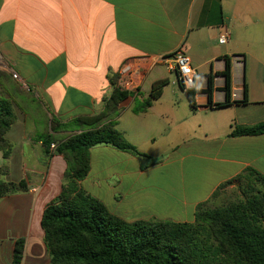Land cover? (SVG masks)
<instances>
[{"label": "crops", "instance_id": "1", "mask_svg": "<svg viewBox=\"0 0 264 264\" xmlns=\"http://www.w3.org/2000/svg\"><path fill=\"white\" fill-rule=\"evenodd\" d=\"M181 46L195 72L193 107L160 61ZM0 57L43 110L15 108L6 161L0 152V180L25 183L0 198V264H12L19 239L20 264L49 263L40 220L66 164L44 152L41 138L53 134L51 119L99 113L124 63L133 87L114 127L144 156L93 147L79 182L86 194L126 222L191 223L221 185L239 188L246 169L264 177V134L229 136L232 127L264 124V0H0ZM162 80L152 106L134 113Z\"/></svg>", "mask_w": 264, "mask_h": 264}, {"label": "trees", "instance_id": "2", "mask_svg": "<svg viewBox=\"0 0 264 264\" xmlns=\"http://www.w3.org/2000/svg\"><path fill=\"white\" fill-rule=\"evenodd\" d=\"M225 90L229 95V64H226ZM165 80L155 82L148 97L135 103L134 113L145 112L160 96ZM112 90L103 109L66 124L50 122L53 134L41 138L44 152L55 144L53 153L65 161L60 193L49 202L41 216L40 228L49 257L48 264H264V177L246 169L236 177L241 198L213 209L198 206L191 223L168 220L126 222L111 214L105 206L86 194L79 185L89 171V150L110 146L134 156H144L115 129L120 104L130 95L112 81ZM211 77L207 81L210 99ZM29 93V92H28ZM190 106L194 91L185 90ZM31 97V95H30ZM32 103L37 100L31 97ZM15 114L10 100L0 95V152L6 161L10 145L5 138ZM76 131L70 137L61 133ZM264 134V124L232 127L229 136ZM6 166L1 173L6 174ZM228 184L221 185L212 195ZM25 189V183L0 180V198ZM24 249L16 241L12 264H20Z\"/></svg>", "mask_w": 264, "mask_h": 264}, {"label": "rangeland", "instance_id": "3", "mask_svg": "<svg viewBox=\"0 0 264 264\" xmlns=\"http://www.w3.org/2000/svg\"><path fill=\"white\" fill-rule=\"evenodd\" d=\"M0 95L11 101L13 111L15 108L26 114H38L43 112L42 107L37 100V103H32L31 97L33 95L28 93L22 85L13 77L10 73L9 67L3 59L0 57ZM31 95V97H30ZM34 98V97H33ZM35 99V98H34ZM52 120V119H51ZM50 120V122H51ZM78 133L74 131L62 132V138H67L73 134ZM241 198V191L235 187H225L223 190H219L217 196L213 197L210 202V207L207 209H213L215 207L226 205L230 202Z\"/></svg>", "mask_w": 264, "mask_h": 264}, {"label": "built area", "instance_id": "4", "mask_svg": "<svg viewBox=\"0 0 264 264\" xmlns=\"http://www.w3.org/2000/svg\"><path fill=\"white\" fill-rule=\"evenodd\" d=\"M221 42L225 41V36L220 37ZM169 72H173L181 89L189 90L194 86L195 72L190 66L188 57L185 55L183 47H179L173 54L160 59ZM133 71L132 65L124 63L118 71L119 77L117 86L124 90H130L133 87V81L130 77H125L126 74H131ZM55 148V144L50 145V150Z\"/></svg>", "mask_w": 264, "mask_h": 264}]
</instances>
